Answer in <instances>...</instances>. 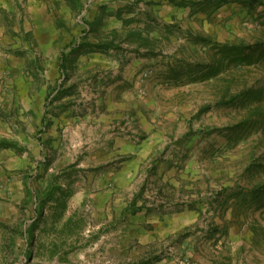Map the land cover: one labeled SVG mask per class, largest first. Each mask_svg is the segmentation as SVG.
Listing matches in <instances>:
<instances>
[{
    "label": "rangeland",
    "instance_id": "1",
    "mask_svg": "<svg viewBox=\"0 0 264 264\" xmlns=\"http://www.w3.org/2000/svg\"><path fill=\"white\" fill-rule=\"evenodd\" d=\"M0 264H264V0H0Z\"/></svg>",
    "mask_w": 264,
    "mask_h": 264
},
{
    "label": "crops",
    "instance_id": "2",
    "mask_svg": "<svg viewBox=\"0 0 264 264\" xmlns=\"http://www.w3.org/2000/svg\"><path fill=\"white\" fill-rule=\"evenodd\" d=\"M106 152H111L115 157L124 158L123 160L126 161V166H124L123 170L125 174H127V178L131 177V179L133 177V171H136L134 168L138 167L139 162L145 159L148 153L145 145L138 148V145L134 140L128 137L122 138L120 136L108 138V141L106 142ZM106 178L111 179V175L109 174ZM114 180H117V186H122V182L118 179Z\"/></svg>",
    "mask_w": 264,
    "mask_h": 264
},
{
    "label": "trees",
    "instance_id": "3",
    "mask_svg": "<svg viewBox=\"0 0 264 264\" xmlns=\"http://www.w3.org/2000/svg\"><path fill=\"white\" fill-rule=\"evenodd\" d=\"M59 65H60V69L62 71H64V69H65V67H64V56L61 57ZM232 100H234V99H230L229 102L232 101Z\"/></svg>",
    "mask_w": 264,
    "mask_h": 264
}]
</instances>
